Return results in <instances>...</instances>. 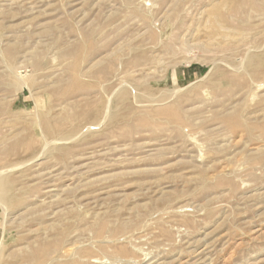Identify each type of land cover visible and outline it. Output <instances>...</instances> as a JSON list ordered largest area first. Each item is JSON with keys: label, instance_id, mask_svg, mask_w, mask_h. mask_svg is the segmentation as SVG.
I'll return each instance as SVG.
<instances>
[{"label": "rangeland", "instance_id": "obj_1", "mask_svg": "<svg viewBox=\"0 0 264 264\" xmlns=\"http://www.w3.org/2000/svg\"><path fill=\"white\" fill-rule=\"evenodd\" d=\"M0 264H264V0H0Z\"/></svg>", "mask_w": 264, "mask_h": 264}]
</instances>
